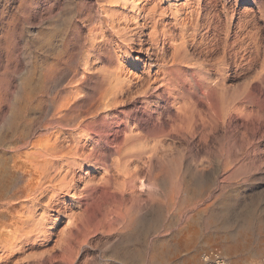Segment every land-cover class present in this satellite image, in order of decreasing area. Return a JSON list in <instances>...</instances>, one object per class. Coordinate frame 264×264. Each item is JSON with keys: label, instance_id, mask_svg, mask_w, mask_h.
Wrapping results in <instances>:
<instances>
[{"label": "rangeland", "instance_id": "rangeland-1", "mask_svg": "<svg viewBox=\"0 0 264 264\" xmlns=\"http://www.w3.org/2000/svg\"><path fill=\"white\" fill-rule=\"evenodd\" d=\"M210 1L234 11L230 42L249 18L259 28L240 35L244 65L225 81L224 117L215 91L213 122L186 87L195 66L214 62L191 54L185 59L195 66L168 68L182 39L191 42L196 4ZM167 68L187 84L180 91ZM115 78L114 91L130 87L129 102L109 91ZM262 80L264 0H0V264H208L209 253L227 264H264V109L247 101L249 85ZM126 124L137 135L127 145L129 168L144 182L130 180L131 198L116 184L99 187L104 169L121 163ZM99 131L119 151L87 158ZM81 141L83 156L69 158ZM54 143L63 151L48 179L19 173ZM10 205L37 211L13 224Z\"/></svg>", "mask_w": 264, "mask_h": 264}, {"label": "bare ground", "instance_id": "bare-ground-1", "mask_svg": "<svg viewBox=\"0 0 264 264\" xmlns=\"http://www.w3.org/2000/svg\"><path fill=\"white\" fill-rule=\"evenodd\" d=\"M197 5V7H196V9L191 13V22H190V26H189V28H187V29H189V31H190V38H191V42L190 43H186L183 39H182V41H181V43H180V45H179V47H180V49H181V51H182V55H181V57L179 56L178 58H174L173 56L174 55H171L170 56V59L173 61V63L170 65V67H169V65H168V68H172L171 70H173V68H175V69H178V68H183V67H185V68H191L193 65L192 64H194V63H188L187 61H189L190 60V58L192 57V56H194V55H196L197 57H195V59H198L199 57H202L201 59L202 60H204L205 62H206V58H208L207 59V61H210V60H212L213 62H214V64L213 63H207V64H203V63H199L198 64V66H195V64H194V66L198 69V71L192 76V79L195 81L193 84H189L187 87H186V91L188 92V94H192V95H194V105L196 106V105H201L202 107H203V109L205 110V114H208L209 116H210V120H211V117H212V121L211 122H213V118H215V117H217V112H218V114H219V110H218V107H217V110L218 111H216L215 112V107H214V103H216L215 101L216 100H214V97H215V91H218L219 92V94L220 95H222V97H221V99H222V101H221V103H222V106H221V108H222V114H220V117L222 116V117H224L225 116V113H226V100H225V96H226V91H227V89H228V86L225 84V81L228 79V78H230V77H233V78H235V77H237V76H239V74H240V71L242 70V68H243V63H242V59H243V55L241 56V53L243 52V50H242V48H241V45H242V39L243 38H241L240 37V35H242L243 33H245V35L246 36H250V34H252V33H258V30H259V28H257V26H256V23H255V19L254 18H249V19H247V20H245L244 22H241L240 24H238L237 25V28H238V32L235 34L234 33V39H233V41L232 42H230L229 41V38H230V33H229V26H230V24H229V18H230V16L231 15H233V9L231 10V9H229L228 7H226V5H224V4H221V8L219 9V10H217V3H215V2H211L210 1V3H206L205 5H203L202 6V4L201 3H197L196 4ZM260 13V12H259ZM231 14V15H230ZM249 15V14H248ZM254 17V16H253ZM241 18V17H240ZM163 22V21H162ZM160 24V23H159ZM258 24V23H257ZM155 25V24H154ZM154 25H153V29H154ZM155 30V29H154ZM153 30V31H154ZM261 30V29H260ZM153 31H152V33L151 34H154L153 33ZM156 31V30H155ZM154 31V32H155ZM153 36V35H152ZM180 36V35H179ZM183 36V35H182ZM186 36V35H185ZM256 36H258V35H256ZM155 38H153V43L154 42H156V40H157V38H158V36L156 35V36H154ZM243 37V36H242ZM151 38V37H150ZM183 38V37H182ZM185 38V37H184ZM233 38V37H232ZM159 39V38H158ZM252 39H254L255 40V35H254V37H252ZM158 42V41H157ZM150 43V42H149ZM255 44V43H254ZM178 45H176L175 46V48H174V50L175 49H178V47H177ZM168 47V46H167ZM179 49V50H180ZM173 50V51H174ZM256 50V49H255ZM166 51V50H165ZM178 51V50H177ZM162 52H163V50H162ZM174 52H176V50L174 51ZM248 52V51H247ZM164 54V53H163ZM172 54H173V52H172ZM191 54H192V56H191ZM248 55V54H247ZM253 55V54H252ZM191 56V57H190ZM163 57H164V55H163ZM162 57V58H163ZM173 57V58H172ZM186 57H190L189 58V60H188V58H187V60L185 59ZM251 58V57H250ZM192 59H194V57L193 58H191V60ZM200 59V60H201ZM164 60V59H163ZM199 60V59H198ZM201 60V61H202ZM162 61V60H161ZM211 61V62H212ZM251 61V60H250ZM263 61V60H262ZM116 62H118V61H116ZM198 62H200V61H198ZM203 62V61H202ZM204 62V63H205ZM244 62H246V61H244ZM162 63V65H163V62H161ZM196 63V62H195ZM247 63V62H246ZM118 64V63H117ZM206 65V66H205ZM119 66V65H118ZM166 66V65H165ZM191 66V67H190ZM167 68V71H168V75H169V77H170V79H169V85H170V87H173V89H175V90H177V92L178 91H180L179 89L182 87V89L184 88V86L185 85H187L186 83H182L180 80H179V78L178 77H172V75H171V71L169 70ZM233 69V70H232ZM244 72V71H243ZM243 77V76H242ZM88 78V77H87ZM212 78H215L214 80H216L214 83H212L211 85H209L208 83H210V81H212L211 79ZM117 79L118 78H115V82H113V85L112 86H109L110 87V89H109V91L110 92H117L116 91V89H115V91L113 90V88H115V87H117V86H115L116 85V82H117ZM258 79V78H257ZM114 80V79H113ZM112 80V81H113ZM167 80V79H166ZM182 80V79H181ZM236 80V79H235ZM149 81V80H148ZM262 81H264V80H262ZM262 81H259V82H257V85H256V87H251L250 85H249V87H248V90H247V92H248V98H247V101H249V100H252V99H256L258 102H259V107L260 108H262V109H264V100H263V98L262 97H264L263 95H264V82H262ZM185 82V81H184ZM188 82V81H187ZM231 83V82H230ZM168 85V84H167ZM132 87V86H131ZM242 87V86H241ZM121 88V87H120ZM125 88V87H124ZM123 88V86H122V89H121V91L119 90V87H118V90H119V92H121L120 94H121V97L123 98V97H127L126 98V100H124L125 102H129V100H130V96H129V91L130 90H128V88H130V87H128L127 89H124ZM108 89V88H107ZM168 89V88H167ZM166 88H165V90H167ZM173 89L171 88V90L173 91ZM199 89H201V90H203L202 91V98H198L197 96H196V91L197 90H199ZM164 90V89H163ZM169 90V89H168ZM107 91V90H106ZM105 91V92H106ZM109 91L107 92L108 93V95L110 94L109 93ZM182 91V90H181ZM184 91V90H183ZM230 91V90H229ZM232 91V90H231ZM104 92V93H105ZM119 92H117V94L119 93ZM131 92V91H130ZM167 92V91H166ZM175 92V91H174ZM190 92V93H189ZM228 92V91H227ZM107 93H106V95H107ZM157 93V92H156ZM168 93H170V92H168ZM181 93H183V92H181ZM181 93H178V94H181ZM112 94V93H111ZM155 94V93H154ZM162 94V93H161ZM105 95V96H106ZM113 95V94H112ZM115 95V94H114ZM113 95V96H114ZM151 95V94H150ZM164 95V94H163ZM187 95V94H186ZM110 96V95H109ZM117 96H119V95H116V97ZM183 96V95H182ZM182 96H180V97H182ZM104 97V96H103ZM190 97H192L191 95H190ZM115 98V97H114ZM150 98V97H149ZM186 98V97H185ZM188 98V97H187ZM111 99V98H110ZM113 99V98H112ZM147 99V98H146ZM183 99H184V97H183ZM216 99H218V95H217V97H216ZM243 99H244V97H243ZM104 100V99H103ZM108 100V99H107ZM115 100H116V98H115ZM121 100V99H120ZM192 100H193V98H192ZM109 101V100H108ZM118 101H119V99H118ZM188 101V100H187ZM105 102V101H104ZM107 102V101H106ZM113 102L114 101H112V102H110V103H112L113 104ZM122 102H123V100H122ZM190 102H191V100H190ZM217 102H218V100H217ZM239 102V101H238ZM108 103V102H107ZM106 103V104H107ZM110 103H108V107H109V104ZM241 103V102H240ZM105 104V103H104ZM116 103H114V105H115ZM188 104H191V103H189V101H188ZM192 104H193V102H192ZM217 105H218V103H216ZM113 105V106H114ZM105 106V105H104ZM107 106V105H106ZM111 106V105H110ZM191 106V105H190ZM193 106V105H192ZM191 106V107H192ZM195 106H193V107H195ZM108 107H106V108H108ZM115 107V106H114ZM193 107H192V109L191 110H195L196 108H194L193 109ZM106 108H105V110H106ZM116 108V107H115ZM202 109V108H201ZM262 109H260V111L261 112H263L262 111ZM109 110V109H108ZM115 110V109H114ZM117 110V109H116ZM149 110V109H148ZM190 110V111H191ZM201 111V110H200ZM126 112V111H125ZM125 112L124 111H121V113L122 114H125ZM191 112H193V111H191ZM197 112V111H196ZM189 113V112H188ZM200 113V112H199ZM198 113V115H201V113L199 114ZM126 114H128V113H126ZM204 114V113H203ZM263 114V113H262ZM202 116L203 115H201L200 116V119H202ZM208 116V117H209ZM125 117H126V115H125ZM231 117V116H230ZM205 118H206V115H205ZM216 119H219V118H215L214 120H216ZM224 119V118H223ZM261 120H263V118L261 119ZM202 121H203V119H202ZM201 120H200V122L202 123V126H203V123H205L204 121L202 122ZM205 121H206V119H205ZM208 121V120H207ZM206 121V122H207ZM156 122V121H155ZM209 123H210V121H209ZM206 124V123H205ZM208 124V123H207ZM110 126L112 125V124H109ZM108 126V125H107ZM115 126V125H114ZM134 126V125H133ZM206 126V125H205ZM205 126H204V128H205ZM208 126V125H207ZM239 126V125H238ZM136 127H138V126H136ZM200 128V127H199ZM204 128H202V129H204ZM99 130H100V128H98ZM97 129V130H98ZM108 129V128H107ZM129 129V133L128 134H125V136H124V138H123V142H121L122 144H123V149H122V151L121 152H117V151H119V150H114L112 147H111V144H112V142H113V139H109L108 138V136H106L104 133H100L101 131H99V132H97L93 137H90V140L92 141V140H94V144H93V147L90 149V151H89V153L87 154V158L88 157H91V156H93L94 154H95V152H98V151H100V149L101 148H105V149H113L114 151H116L117 152V154H121V153H123V156L119 159V160H121V161H119V162H121L120 164L119 163H116L115 164V172L113 171V169H110V170H108L107 169V167L104 169V171L105 172H107V174H105V172H104V176H103V180H102V183L99 185V187H101L102 188V190H105V189H110L111 187H113L114 186V188H115V184L117 185V191H119L120 192V194L122 195L123 194V196L125 195H129L130 196V198H131V194L133 195V191H131L132 190V185L130 184V182L131 181H136L137 183H139L138 185L140 186V188H141V186H143V184H144V182H142L141 180H140V176H138V174H137V171H133L134 169H136V168H134L133 170L131 169V168H129L130 167V165H129V159H130V157L132 156L131 154V152H130V148H129V146H127V145H130L131 146V142H132V140L134 139V138H130V137H132V136H137V135H135L136 134V132H135V134H132V136L130 135V133L132 132L131 131V129L128 127V124H126L125 125V130H128ZM141 129V128H140ZM195 129V128H194ZM198 131V130H197ZM94 133H95V131H94ZM201 135H203V134H205V133H203V131L201 130ZM139 134V133H138ZM244 136H246V135H244ZM138 137H140L139 135H138ZM202 137V136H201ZM204 137V136H203ZM131 139V140H130ZM139 139V138H138ZM54 140H55V138H54ZM129 140V141H128ZM242 140V139H241ZM245 140V139H244ZM62 141V140H61ZM84 141V140H83ZM122 141V140H121ZM131 141V142H130ZM38 142V141H37ZM36 142V143H37ZM46 143H47V140L45 141ZM57 142H59V140L57 141ZM82 142V141H81ZM60 143V142H59ZM115 143H117L118 144V142H115ZM120 143V142H119ZM131 143V144H130ZM42 144V143H41ZM61 144H62V142H61ZM61 144H60V146H58L57 145V143H54V145H52V146H50L51 148H54V150H51V151H48V152H46V151H41L40 152V149H39V152H40V155H39V157H40V159L38 158V160H32L29 164H28V166H27V168H23V167H21V169H19V173H21V175L22 174H26V175H28V177H30V179H34V178H32L31 176H30V174L31 173H33V174H36V175H38L37 177L39 178V180H40V183H42L41 181L42 180H45V179H48L49 178V176H50V173L51 172H49L50 170L51 171H54V169H56V168H54L53 170H52V167H51V165H52V163H54L53 161H54V159L53 158H55V157H57L58 155H60V154H58L57 155V153H60V151H61V149H62V146H61ZM84 144L85 143H80V145H79V143H78V145L79 146H74L75 147V151L74 152H72L73 154L71 155V156H69V158L70 157H77V159H78V157H80L81 158V156H83V153L82 152H79V150L80 151H82V149H84ZM44 145V144H43ZM43 145H42V147H43ZM113 145V144H112ZM116 145V144H115ZM119 145V144H118ZM38 146V145H37ZM36 146V147H37ZM65 146V145H64ZM120 146V145H119ZM118 146V147H119ZM39 147H41V146H39ZM48 147V148H47ZM46 147V149H49V146H47ZM74 147L72 148V149H74ZM117 147V146H116ZM121 147V148H122ZM78 148H80L79 150H78ZM132 148V147H131ZM43 149V148H42ZM41 149V150H42ZM69 149H71V147L69 148ZM120 149V148H119ZM36 150V149H35ZM35 150L33 151V152H35ZM50 150V149H49ZM63 151V150H62ZM61 151V152H62ZM67 151H68V148H67ZM108 151V150H107ZM32 152V151H31ZM37 152H38V150H37ZM65 152V151H64ZM115 152V153H116ZM69 153V152H68ZM114 153V152H113ZM32 154V153H31ZM64 154V153H63ZM62 154V155H63ZM105 153L103 152H101V153H99V156H103ZM33 155V154H32ZM61 155V156H62ZM64 155H66V154H64ZM64 155L62 156V157H64ZM109 155V154H108ZM133 155H134V153H133ZM17 156V155H16ZM35 156V155H34ZM55 156V157H54ZM68 156V155H67ZM95 156V155H94ZM37 157V156H36ZM133 157V156H132ZM66 158H68V157H66ZM74 158V159H75ZM37 159V158H36ZM58 159H60V157L58 158ZM72 159V158H71ZM70 159V160H71ZM57 160V159H56ZM69 160V159H68ZM73 160V159H72ZM123 160V161H122ZM132 159H130V161H131ZM27 161H28V159H27ZM30 161V160H29ZM75 161H76V159H75ZM52 162V163H51ZM77 162V161H76ZM22 163V162H21ZM26 163V162H25ZM24 163V164H25ZM51 163V164H50ZM130 164H131V162H130ZM137 164V163H136ZM10 165V164H9ZM27 165V164H26ZM25 165V166H26ZM73 165H76L77 167H79V163H75V164H73ZM129 165V166H128ZM111 166V165H110ZM136 166V165H135ZM18 171V170H17ZM74 175V174H73ZM20 176V175H19ZM102 176V175H101ZM72 177V176H71ZM74 178V177H73ZM102 178V177H101ZM131 180V181H130ZM42 185V184H41ZM40 185V186H41ZM44 185H46V184H44ZM54 186V185H53ZM138 186V187H139ZM25 187V186H24ZM45 187V186H44ZM43 187V188H44ZM48 187V186H47ZM50 188H51V186H49ZM55 187V186H54ZM93 187V186H92ZM98 187V189H100ZM29 187L28 186H26V191H28V190H30V189H28ZM40 187H39V185H38V183L36 182L35 183V187H34V192H31V194L30 195H35V191H38V189H39ZM57 188V187H56ZM96 188H97V185L95 186V190H96ZM54 189V188H53ZM111 189H113V188H111ZM44 190H47V188L46 189H44ZM48 190L50 191V189L48 188ZM55 190V189H54ZM57 190V189H56ZM55 190V191H56ZM95 190H93L94 192H96ZM43 191V190H42ZM92 191V192H93ZM45 192V191H44ZM44 192H42V194L44 193ZM51 192H52V189H51ZM59 192V191H58ZM29 191L27 192V194L26 195H29ZM41 193V192H40ZM54 193V192H53ZM38 194V193H37ZM41 194V195H42ZM52 194V193H51ZM92 194V193H91ZM40 195V194H39ZM54 195V194H53ZM56 196V195H55ZM126 196V197H127ZM128 196V197H129ZM135 196V195H134ZM134 196H132L133 198H134ZM38 197V195H36V196H32V199H34V201L36 200V198ZM52 198H53V196H52ZM130 198H129V200H130ZM30 199V198H29ZM126 199V198H125ZM125 199H124V201H125ZM126 200H128V198L126 199ZM132 200V199H131ZM34 201H32V202H34ZM123 201V200H122ZM37 202V201H36ZM49 202V201H48ZM125 203H126V201H125ZM52 204V203H51ZM127 208H128V206H127ZM33 209H35V208H33ZM29 210L30 211V213H33L34 214V210ZM39 209V208H38ZM26 210V209H25ZM36 210V209H35ZM127 210H129V209H127ZM29 211H27L28 213H29ZM37 211V210H36ZM35 211V212H36ZM18 212V211H17ZM25 213H26V211H25ZM127 213H129V212H127ZM12 214V213H11ZM16 214V213H15ZM19 214V213H18ZM22 214H24V213H22ZM32 214V215H33ZM36 215V214H35ZM25 217H26V215H24ZM23 216V217H24ZM20 218V217H19ZM20 219H22V218H20ZM23 219H25V218H23ZM28 220V219H27ZM117 220V219H116ZM130 220V219H129ZM23 222V221H22ZM15 223V222H14ZM25 223H26V220H25ZM129 223V222H128ZM127 223V224H128ZM114 229V228H113ZM206 256V257H205ZM205 257V258H204ZM208 260H210V253L209 254H204L203 255V261H205L206 263H207V261Z\"/></svg>", "mask_w": 264, "mask_h": 264}, {"label": "crops", "instance_id": "crops-1", "mask_svg": "<svg viewBox=\"0 0 264 264\" xmlns=\"http://www.w3.org/2000/svg\"><path fill=\"white\" fill-rule=\"evenodd\" d=\"M17 206V205H16ZM15 205H10V208L13 209V212L12 214H10V216L8 217L9 218V221H11L13 224H23L25 223V220L26 222L32 218V216L34 215L33 213H30V211L32 210L30 207H26V208H16ZM26 209V210H25ZM31 209V210H30ZM30 210V211H29ZM18 211V212H17ZM26 211V213H25ZM29 211V213L27 212ZM16 213V214H15ZM19 213V214H18ZM24 213V214H22ZM33 214V215H32ZM26 215V217L24 216ZM24 216V217H23ZM16 218L17 221H14L13 218ZM22 219H20V218ZM25 218V219H23ZM28 219V220H27ZM23 221V222H22ZM15 222V223H14ZM21 237V236H20Z\"/></svg>", "mask_w": 264, "mask_h": 264}, {"label": "built area", "instance_id": "built-area-1", "mask_svg": "<svg viewBox=\"0 0 264 264\" xmlns=\"http://www.w3.org/2000/svg\"><path fill=\"white\" fill-rule=\"evenodd\" d=\"M207 263L208 264H227L221 257H219V255L213 254V253H210V260H208Z\"/></svg>", "mask_w": 264, "mask_h": 264}]
</instances>
